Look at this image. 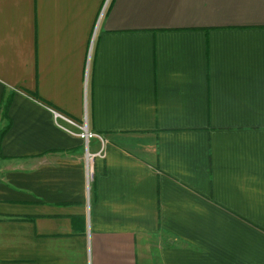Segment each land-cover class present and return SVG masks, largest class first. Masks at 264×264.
<instances>
[{
    "label": "crops",
    "instance_id": "crops-1",
    "mask_svg": "<svg viewBox=\"0 0 264 264\" xmlns=\"http://www.w3.org/2000/svg\"><path fill=\"white\" fill-rule=\"evenodd\" d=\"M7 124L0 264H264V0H0Z\"/></svg>",
    "mask_w": 264,
    "mask_h": 264
},
{
    "label": "built area",
    "instance_id": "built-area-1",
    "mask_svg": "<svg viewBox=\"0 0 264 264\" xmlns=\"http://www.w3.org/2000/svg\"><path fill=\"white\" fill-rule=\"evenodd\" d=\"M53 117V121L56 126L66 131L67 133L76 135L79 137L85 147V164H86V173H87V181L90 182L92 176V168L93 163L96 157H102L104 155L103 150V139L97 133L90 130L87 126V122L85 119L82 122H78L68 115L55 110L53 108L50 109ZM99 138L101 140V147L96 152L89 151V142L92 138Z\"/></svg>",
    "mask_w": 264,
    "mask_h": 264
},
{
    "label": "trees",
    "instance_id": "trees-1",
    "mask_svg": "<svg viewBox=\"0 0 264 264\" xmlns=\"http://www.w3.org/2000/svg\"><path fill=\"white\" fill-rule=\"evenodd\" d=\"M10 101H11V97L8 96L5 99V101H4L3 105H2V108H1L2 109V115L1 116L4 117V118H7V119H9L8 115H7V111H8V107L10 105ZM8 127H9V124H7L5 127L0 129V138L7 131Z\"/></svg>",
    "mask_w": 264,
    "mask_h": 264
},
{
    "label": "rangeland",
    "instance_id": "rangeland-1",
    "mask_svg": "<svg viewBox=\"0 0 264 264\" xmlns=\"http://www.w3.org/2000/svg\"><path fill=\"white\" fill-rule=\"evenodd\" d=\"M108 1V0H107Z\"/></svg>",
    "mask_w": 264,
    "mask_h": 264
}]
</instances>
